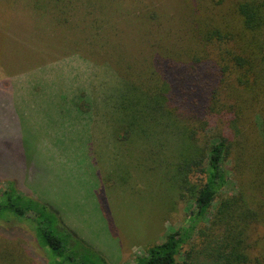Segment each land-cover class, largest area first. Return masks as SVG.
I'll return each instance as SVG.
<instances>
[{
	"label": "rangeland",
	"instance_id": "1",
	"mask_svg": "<svg viewBox=\"0 0 264 264\" xmlns=\"http://www.w3.org/2000/svg\"><path fill=\"white\" fill-rule=\"evenodd\" d=\"M243 1L0 0V78L22 75L44 98L58 92L66 116L83 118L87 133L104 137L101 144H86L69 121L70 144L25 143L17 175L0 161V192L15 182L50 205L109 264H137L186 224L194 200L181 188L180 168L202 154L223 126L205 131L201 113L189 115L164 98L156 108L154 95L167 93L157 67L197 62L205 73L219 60L229 61L231 51L249 50L251 36L237 12ZM226 76L230 83L221 87L217 104L240 113L230 182L209 217L220 200L241 196L260 221L249 231L251 264H264V98L255 99L237 88L235 75ZM190 182L199 189L204 176L191 173ZM29 241L6 253L15 264H48L46 251Z\"/></svg>",
	"mask_w": 264,
	"mask_h": 264
},
{
	"label": "trees",
	"instance_id": "2",
	"mask_svg": "<svg viewBox=\"0 0 264 264\" xmlns=\"http://www.w3.org/2000/svg\"><path fill=\"white\" fill-rule=\"evenodd\" d=\"M237 12L244 30L251 36V45L245 54L239 49L231 51L230 60H219L215 69L205 71L207 75L197 62L179 67L166 61L157 67L168 86L165 95L158 92L154 95L156 108L162 106L159 98H164L189 115L196 117L201 113L205 117V131H215L218 125L223 126L202 154L183 162L180 168L183 175L181 188L194 200V209L186 224L167 235L162 243L151 247L137 259V264H251L249 231L260 223L257 213L241 196L235 195L220 200L215 213L209 217L215 200L230 182V161L237 131L235 123L240 113L235 106L217 104L221 87L230 83L226 75H235L237 88L248 90L255 99L264 98V0L243 1ZM210 86L215 90L209 91ZM203 97L210 100L211 105L205 106ZM261 110L263 116L260 119L264 122V106ZM195 135L192 132V136ZM191 173L204 176L201 188L192 186ZM202 223L206 226L200 230ZM24 240L39 244L47 253L48 264H109L100 252L79 239L50 205L22 193L16 183L11 182L0 192V264H15V259L5 249L18 245L21 250ZM196 241L201 243L200 247L195 245ZM187 245L190 249L182 253ZM179 258L183 260L179 261Z\"/></svg>",
	"mask_w": 264,
	"mask_h": 264
},
{
	"label": "crops",
	"instance_id": "3",
	"mask_svg": "<svg viewBox=\"0 0 264 264\" xmlns=\"http://www.w3.org/2000/svg\"><path fill=\"white\" fill-rule=\"evenodd\" d=\"M27 85L29 86V79L22 75L8 74L0 78V161L6 162L3 168L8 170L10 176L17 175L22 169L26 158L23 160L20 150L25 143L31 144L33 139H39L37 142L32 141V144H70L66 137L69 134V121L72 122L71 128L77 129V134L86 144L102 143L104 137L93 132L87 133L80 123L83 118H72L64 114L58 105V92H50L44 98L37 90H30ZM52 114L54 116L50 118ZM61 128L65 135L59 136ZM77 141L82 143L80 139Z\"/></svg>",
	"mask_w": 264,
	"mask_h": 264
}]
</instances>
